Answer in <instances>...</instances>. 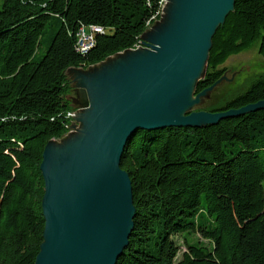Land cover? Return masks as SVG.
<instances>
[{"label":"trees","instance_id":"trees-1","mask_svg":"<svg viewBox=\"0 0 264 264\" xmlns=\"http://www.w3.org/2000/svg\"><path fill=\"white\" fill-rule=\"evenodd\" d=\"M160 0H1L0 264H33L42 243V152L67 133L68 70L131 49ZM102 29L86 53L78 30ZM264 60V0H235L215 31L196 93L254 47ZM223 98V97H222ZM264 100V74L205 108ZM120 167L135 208L116 264H264V109L197 128L137 130Z\"/></svg>","mask_w":264,"mask_h":264},{"label":"water","instance_id":"water-1","mask_svg":"<svg viewBox=\"0 0 264 264\" xmlns=\"http://www.w3.org/2000/svg\"><path fill=\"white\" fill-rule=\"evenodd\" d=\"M234 1L175 0L166 19L168 0L165 26L147 51L124 50L131 56L112 61L95 82L70 68L77 72L73 81L81 83L83 108L75 112L67 142L57 146L50 140L42 152L44 228L33 264H116L135 214L120 160L137 130L197 128L264 109L261 100L227 111L191 110L223 77L196 93L212 37Z\"/></svg>","mask_w":264,"mask_h":264},{"label":"rangeland","instance_id":"rangeland-1","mask_svg":"<svg viewBox=\"0 0 264 264\" xmlns=\"http://www.w3.org/2000/svg\"><path fill=\"white\" fill-rule=\"evenodd\" d=\"M170 9L167 10L168 15H166V19H169L171 15V10L174 5L175 0H170ZM167 4V3H166ZM166 4L164 7H166ZM1 5V0H0ZM162 19V13L161 17L152 22L150 26L146 28V32L144 31V34L142 38L139 40V42L136 44L135 47L131 48L132 50H138V52H145L148 50L149 45H152V41L154 40V36L160 32L163 27L165 26ZM258 42L254 45L253 48L241 52L236 55L230 56L227 61L224 63L222 67L225 68V73L223 74L222 79L220 82L215 86V88L207 92L204 97L201 98L200 102L197 105H194L191 110H205V108L211 104H214L217 100L224 99L226 97L231 96L232 94H235L243 89H246L253 78L257 75L264 74V60L258 53ZM130 51H122L119 53H116L112 56H109L110 58L105 59L102 63H97L88 67H72L74 69H78L83 71V74H86L88 77V82L90 81H97L98 78H100L101 75L107 72V68L110 64H112L114 61V64L117 62L115 60L121 59L120 61L126 60L131 55H129ZM129 53V54H128ZM112 64L111 66H113ZM74 69L68 70V79L69 84L71 86V92L68 95V98L73 106V112H78L83 107L80 105V97H79V84L74 82L72 78L77 75V72ZM81 72V71H80ZM86 89V88H85ZM87 90V89H86ZM223 97V98H222ZM68 132L59 139H54L51 141V144H55L57 146L63 145V143L69 139L67 137ZM65 142V143H66Z\"/></svg>","mask_w":264,"mask_h":264},{"label":"bare ground","instance_id":"bare-ground-1","mask_svg":"<svg viewBox=\"0 0 264 264\" xmlns=\"http://www.w3.org/2000/svg\"><path fill=\"white\" fill-rule=\"evenodd\" d=\"M166 1L168 2V0H166ZM96 33H100V31H91V27L88 30H86L84 27L79 29V32L77 33V37H78V48H79L81 53H86L84 45H85V42L87 40L88 34H89V38H88L87 51L92 46V43H94L93 42L94 41V35Z\"/></svg>","mask_w":264,"mask_h":264},{"label":"built area","instance_id":"built-area-1","mask_svg":"<svg viewBox=\"0 0 264 264\" xmlns=\"http://www.w3.org/2000/svg\"><path fill=\"white\" fill-rule=\"evenodd\" d=\"M166 2H167L166 0H160L159 18L161 17V13L162 14L164 13V8H165L164 5L166 4ZM91 31H100V33H101L102 29L100 27H97V26H91ZM78 32H79V30H78ZM88 38H89V34H88L87 40H86L85 45H84L86 52H87V46H88ZM74 115H75V112H73V111L67 113V117L70 118V121H69L68 125L66 126L68 133L74 131V128L72 127V125L75 123ZM76 127H77V123H76Z\"/></svg>","mask_w":264,"mask_h":264}]
</instances>
